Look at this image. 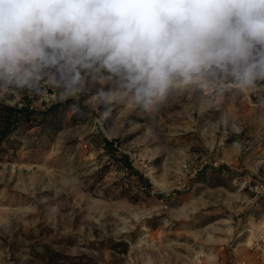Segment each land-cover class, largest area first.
<instances>
[{"label":"rangeland","instance_id":"obj_1","mask_svg":"<svg viewBox=\"0 0 264 264\" xmlns=\"http://www.w3.org/2000/svg\"><path fill=\"white\" fill-rule=\"evenodd\" d=\"M58 81L0 80L1 104L35 111L0 141V264H264V81L178 86L151 115L99 103L103 69L78 97Z\"/></svg>","mask_w":264,"mask_h":264},{"label":"clouds","instance_id":"obj_2","mask_svg":"<svg viewBox=\"0 0 264 264\" xmlns=\"http://www.w3.org/2000/svg\"><path fill=\"white\" fill-rule=\"evenodd\" d=\"M43 69L65 98L103 69L118 88L99 103L150 115L178 86L251 89L264 81V0H0V80Z\"/></svg>","mask_w":264,"mask_h":264},{"label":"trees","instance_id":"obj_3","mask_svg":"<svg viewBox=\"0 0 264 264\" xmlns=\"http://www.w3.org/2000/svg\"><path fill=\"white\" fill-rule=\"evenodd\" d=\"M55 108L56 107H52L51 109L43 112V114H46ZM34 113L35 111L29 109V107L26 106L16 107L0 103V141L6 139L8 135L15 131L19 126L26 124L28 126L29 122L31 121V116ZM103 142L106 151L111 154L112 157L118 162H123L125 168L128 169L129 174L136 177V179L144 185L146 191H149L151 189V184L146 178L143 177L142 174H140L132 167V165L129 164L127 156L122 153L118 154V156H115L114 151L109 150V147H112L113 142L106 139H104Z\"/></svg>","mask_w":264,"mask_h":264},{"label":"crops","instance_id":"obj_4","mask_svg":"<svg viewBox=\"0 0 264 264\" xmlns=\"http://www.w3.org/2000/svg\"><path fill=\"white\" fill-rule=\"evenodd\" d=\"M262 234H264V221L260 222L259 226L256 227V236L260 237L261 239H264V236L261 237ZM262 242H264V240H262ZM258 249L260 251L264 250V243H262V245L260 244ZM260 255L262 256V253Z\"/></svg>","mask_w":264,"mask_h":264},{"label":"built area","instance_id":"obj_5","mask_svg":"<svg viewBox=\"0 0 264 264\" xmlns=\"http://www.w3.org/2000/svg\"><path fill=\"white\" fill-rule=\"evenodd\" d=\"M255 190L256 191H262V192H264V186H262V185H260V186H255ZM257 246V244L255 245V247ZM258 248H259V246H258ZM262 253V255H264V252H261ZM241 264H245V263H241Z\"/></svg>","mask_w":264,"mask_h":264}]
</instances>
